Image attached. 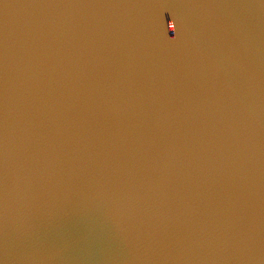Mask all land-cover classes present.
I'll list each match as a JSON object with an SVG mask.
<instances>
[{
	"label": "water",
	"instance_id": "95a60500",
	"mask_svg": "<svg viewBox=\"0 0 264 264\" xmlns=\"http://www.w3.org/2000/svg\"><path fill=\"white\" fill-rule=\"evenodd\" d=\"M5 155L0 264H264V0H0Z\"/></svg>",
	"mask_w": 264,
	"mask_h": 264
},
{
	"label": "snow or ice",
	"instance_id": "6c2138e0",
	"mask_svg": "<svg viewBox=\"0 0 264 264\" xmlns=\"http://www.w3.org/2000/svg\"><path fill=\"white\" fill-rule=\"evenodd\" d=\"M6 152V149H5ZM51 176L48 169H41L39 175V189L45 188ZM27 191L29 194H33L34 188L31 179L28 181ZM8 196V183H7V160L6 155L2 162H0V207H3L5 200Z\"/></svg>",
	"mask_w": 264,
	"mask_h": 264
}]
</instances>
